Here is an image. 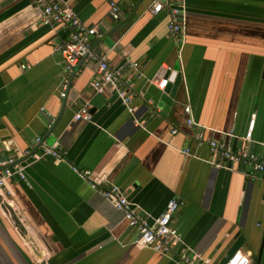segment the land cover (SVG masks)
I'll list each match as a JSON object with an SVG mask.
<instances>
[{
	"label": "crops",
	"instance_id": "0c3cea01",
	"mask_svg": "<svg viewBox=\"0 0 264 264\" xmlns=\"http://www.w3.org/2000/svg\"><path fill=\"white\" fill-rule=\"evenodd\" d=\"M66 1L85 24H98L95 51L134 73L137 110L133 117L116 94L93 91L98 64L88 59L68 75L61 111L67 74L54 48L69 28L42 24L37 0H0V160L39 151L37 137L58 140L68 157L33 162L27 181L15 177L0 188V264H179L136 244L139 232L123 211L74 166L97 180L109 175L151 218L178 200L175 225L212 264H225L238 249L251 264H264V177L243 162L215 167L208 144L225 141L264 158V0H186L182 43L169 32L168 11H149L155 0H142L108 36L140 0H115L123 10L118 21L108 14L113 0ZM176 66L181 84L172 103L163 102L157 84ZM151 99L160 111L150 116ZM86 102L92 120H73ZM187 104L197 126L186 122ZM42 108L55 116L53 127ZM186 147L197 156L184 155Z\"/></svg>",
	"mask_w": 264,
	"mask_h": 264
},
{
	"label": "built area",
	"instance_id": "2783aa9c",
	"mask_svg": "<svg viewBox=\"0 0 264 264\" xmlns=\"http://www.w3.org/2000/svg\"><path fill=\"white\" fill-rule=\"evenodd\" d=\"M37 2L42 9V24L49 26L60 25L69 28L67 40L54 48L57 53L62 55L67 74L61 83L60 97L65 98L67 96L69 90L68 75L71 74L79 62L83 59L95 60L98 64V71L97 76L91 82L93 91L96 94H116L128 112L134 117V113L137 110V93L133 89L134 73L126 74L121 68L111 65L106 53H98L93 50L92 38L99 34L98 24H85L66 0H37ZM186 6V0H165V2L155 0L149 6V11L152 14H159L164 10L168 11L169 32L176 41L182 43L187 21ZM108 14L115 21L122 18L123 10L119 2L115 0L110 2ZM130 66L134 72H137L138 62H132ZM26 67V64L22 65V68ZM168 82L169 77L166 75L157 84V88L164 90ZM147 102V111L150 116L160 111L159 106L152 99ZM42 112L48 119V127H53L55 116L44 108H42ZM184 112L188 115L186 118L187 124L189 126H197L198 123L191 114V106L189 104L185 105ZM73 120H92L88 102L74 112ZM254 120L255 114H253V120L245 137L248 140H251ZM178 131L177 127L172 129L173 134ZM229 135H233V133L231 132ZM196 139L199 145L202 144L204 142L203 134L201 132L197 133ZM36 143H39L40 149L33 152L28 158L31 161L28 159L19 161L14 157L0 160V188H4L15 177L27 181V168L33 162L45 157H53L56 161H68L67 152L62 148L58 140L48 144L42 137H37ZM208 144L212 153L211 163L215 167L226 166L225 162H243L251 165L256 173L262 174L264 177V158L261 159L258 154L246 148H234L231 144L216 139L208 141ZM182 152L189 157L197 156L191 147H186ZM30 153V150H27L24 154L28 155ZM73 168L84 181L100 191L119 210L123 211L129 227L135 228L139 232L136 244L169 256L179 264H212L210 258L196 252L186 243L175 225V215L180 205L178 200H169L164 211L159 216L151 218L127 196L125 191L109 175L97 180L92 176L93 171L91 169L78 168L76 166ZM251 262L252 256L238 249L229 257L225 264H251Z\"/></svg>",
	"mask_w": 264,
	"mask_h": 264
},
{
	"label": "water",
	"instance_id": "95a60500",
	"mask_svg": "<svg viewBox=\"0 0 264 264\" xmlns=\"http://www.w3.org/2000/svg\"><path fill=\"white\" fill-rule=\"evenodd\" d=\"M142 0H140V2L136 5V7L134 8L133 12L124 20H120L119 23L114 27V29L109 32L108 35L112 34L115 31H118L120 28H122L136 13L137 8L139 6V4L141 3ZM165 2V0H162ZM118 21V20H117ZM97 45L93 46V50L95 51ZM84 60V59H83ZM179 68L180 67H175L173 70H171L167 75L169 77V82L168 85L166 86V88L164 89V93L162 94V101L163 102H167V103H172L173 98H175V93L177 91V89L179 88L181 81H182V74L181 72H179ZM69 93V90H68ZM68 95V94H67ZM67 97V96H66ZM64 98V102H63V107L62 110L63 111L65 109V106L67 104V98ZM158 105V102L156 103ZM147 109H148V105H147ZM61 115V114H60ZM59 120V117L57 119V121ZM33 154V152H31L28 155H25L23 158H21L19 161H24L26 159H28L31 155ZM247 185V182H246ZM247 207L245 206V212Z\"/></svg>",
	"mask_w": 264,
	"mask_h": 264
}]
</instances>
